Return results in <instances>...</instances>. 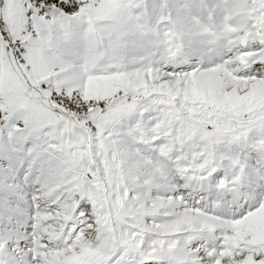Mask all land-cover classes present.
<instances>
[{
	"label": "snow or ice",
	"instance_id": "1",
	"mask_svg": "<svg viewBox=\"0 0 264 264\" xmlns=\"http://www.w3.org/2000/svg\"><path fill=\"white\" fill-rule=\"evenodd\" d=\"M0 264H264V0H0Z\"/></svg>",
	"mask_w": 264,
	"mask_h": 264
}]
</instances>
